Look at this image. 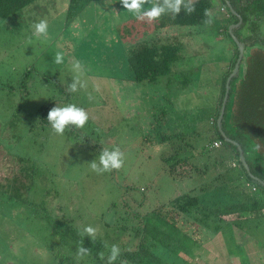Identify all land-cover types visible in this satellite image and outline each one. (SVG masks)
Returning a JSON list of instances; mask_svg holds the SVG:
<instances>
[{"label":"rangeland","instance_id":"rangeland-1","mask_svg":"<svg viewBox=\"0 0 264 264\" xmlns=\"http://www.w3.org/2000/svg\"><path fill=\"white\" fill-rule=\"evenodd\" d=\"M65 2L38 0L31 4L25 9V17L17 32H10L8 27L4 29V21H0V115L15 113L22 123L19 124L22 133L19 142L4 138L3 128L0 127V141L9 150L7 152L0 146V182L4 181L6 174L11 177L13 172L19 171L20 163L12 155H27L30 163L26 171L28 175L26 178L17 175L22 182L17 185L32 187V190H22L25 197L22 200L0 203V210L5 211L10 223H14L15 232L8 236L14 237L12 240L16 245V250L10 252L5 251V246L0 247V264H44L50 253L45 244L47 234L42 226L49 216L65 215L79 229L91 225L99 230L98 236L104 238L105 235H113L111 228L107 227L111 219L121 222L122 217L129 215L134 218L124 219L123 224H138L139 219L135 214L141 216L153 205L164 203L190 189L198 188L200 191V186L210 189L212 201L208 203L219 201L221 195L224 199L226 196L232 198L230 190H237L235 185L244 194H247V190H254L243 178L235 179L239 166L234 165L228 144L221 143L205 155L192 157L191 161L203 171L173 178L163 171L159 149L155 148V143H149L146 135L153 127L149 119L152 109L149 104L152 102L150 93L154 92V101L158 104L155 108L164 105L170 111L168 121L184 117L186 124L194 126L199 135L189 141L192 146L199 149L200 145L210 142L211 135L204 124L211 112L215 111L216 95L221 88L224 71L230 66L227 47L234 46L227 33L234 22L224 8L221 9L223 20L220 27L212 23L213 28L209 29L204 24L192 31L186 25L167 26L165 35H172L183 46V60L178 66L181 74L160 77L157 85L148 82L132 85L121 80L122 76L128 74L124 61L128 43L121 40L129 41L127 38L130 35L121 28L120 33L126 36L119 35L114 41L111 26L127 16L123 20V23L126 22L124 26L143 28L145 23L142 22L147 23V19L137 20L133 13L123 8L120 0H110L113 10L108 7L109 3L94 0L81 9L74 20L65 22L62 19ZM147 7L150 6L145 5ZM41 19L48 21L47 39L33 35L32 26ZM207 31H215L213 40ZM238 32L237 27L233 28L235 36ZM141 35L146 37L147 33L144 31ZM83 40L87 48L92 44H109L106 50L116 55H107L103 61L98 59L92 62L93 52L81 47ZM57 52L64 53L62 65L53 63ZM247 58L248 52L243 55L241 65ZM74 60L86 65L88 87L76 93L66 91L65 96L62 90H67L72 82L70 68ZM238 73L240 75L241 67ZM23 74L27 75V81L25 90L21 91L18 85ZM184 78L188 79L187 83ZM59 91L66 101L58 96ZM94 91L98 93H92ZM52 98H55V102L38 112L40 106ZM68 104L84 108L89 115L83 129L71 128L70 133L78 135L77 140L69 138L67 134L56 135L47 121L48 112L53 107ZM31 125L37 127L33 130L23 129V126ZM86 145L97 149H86ZM116 147L124 153L123 168L103 174H97L90 168L93 161L99 163L100 155H96V152ZM228 177L226 188L217 194L215 187H220ZM13 186L6 184L2 190H15ZM140 190H145V198ZM111 202L116 204L111 206ZM22 203L23 207L20 206ZM255 219L260 223V219ZM223 234V240L230 249L240 239L228 237L226 231ZM123 237V242L133 239L132 233ZM21 241L26 245H21ZM204 248L203 256L190 259V264L228 263L219 255L217 245H205Z\"/></svg>","mask_w":264,"mask_h":264},{"label":"trees","instance_id":"trees-1","mask_svg":"<svg viewBox=\"0 0 264 264\" xmlns=\"http://www.w3.org/2000/svg\"><path fill=\"white\" fill-rule=\"evenodd\" d=\"M37 1L0 0V21H4V29L8 27L7 29H10V32L19 31L23 17H25V9ZM93 1L66 0L63 21L74 20L79 11ZM99 1L107 2V4L109 3L108 7H112L110 0ZM218 1L228 12V15L232 17L233 22L238 21L237 14L241 16V25L237 27L240 35L235 34L239 41L244 44V54L248 52L247 60H243L242 65V61L240 62L236 74L230 79L225 110L220 122L221 129L218 128L217 117L225 92V81L232 72L238 56L237 45L228 32V37L234 44V46L227 47L229 51L228 59L231 58L230 66L226 70L224 69L221 88L216 95L215 111L211 112L204 124L208 126L207 132L211 135L210 142L200 145L199 149L192 146L189 141L199 135L194 126L186 124L184 117H178L180 120L172 119L168 121L170 111L164 108V105L157 107L158 110L155 112L157 109L155 107L158 104H155L154 92L150 93L152 102L149 104V107L152 108L149 119L153 127L146 135H148L149 143H155V148L159 149V159L163 171L173 178L191 176L193 172L203 171L198 164L191 161L192 157L207 154L213 147H216L213 144L214 141L221 140L222 143L228 144L232 151L234 165L239 166V172L235 179L243 178L247 184L254 186L256 194L241 201H235L233 198L229 199L227 196L224 199L223 195L220 194L221 199L219 201L208 203L212 201V196L209 192L211 190L206 187L200 186V191L197 188V190L190 189L179 193L164 203L153 205L141 216L137 217L134 212L135 217L139 219L138 224H123L124 219L134 218L129 215L122 217L121 222L111 219V223L107 227L111 228L112 236L105 235L104 238L97 236L95 242L87 237L83 239V246L91 250V254L83 258H78L76 255L79 247L78 241L81 239L78 233L81 229L74 226L71 219L65 215L45 216L47 223L42 228L45 229L47 234L45 244L50 256L44 264H107V256L113 244L118 245L121 249V254L114 264H122V262H126V264H190V259L194 260L195 257H199L201 253L205 252V245H217L219 248L223 245V239L220 238V242L213 239L218 233L222 235L221 230L226 229L230 234L232 229L235 232L238 230L243 231V221L252 218L249 216L250 212L255 214L253 218H258L260 222L264 223V184L261 182L264 181V0H248L243 3L241 0ZM228 3L237 14L229 9ZM212 6L211 0H196L195 12L192 14H186L182 9L176 18H173L172 14L166 13L160 17V20H157L158 23H155V21L151 23L148 20L147 23L146 21L142 22L145 23L143 28L124 26L126 22L123 23V20L127 16L119 19L117 24H112L111 27L114 30L112 39L114 41L117 37H120L119 35L126 36L120 33L121 28L130 35L127 38L130 39L129 41L121 40L123 43H128L127 57L126 60L124 59L128 74L122 76L123 79L121 80H126L132 85L140 82L156 83L155 85H157L160 82V77L173 73L181 74L182 71L178 66L183 60V46L181 41L174 39L172 35H165L167 26L186 25L191 27L192 31L198 30V27L204 25V21L207 19L204 15L205 10H210L212 15ZM115 8L117 10L116 1ZM111 9L113 10V7ZM140 24L136 25L139 26ZM214 29L217 31L216 28ZM144 31L147 33L146 37L141 35ZM207 32L210 39L213 40L214 32ZM133 34H135V37H133ZM223 35H226V33H223ZM72 43L74 44V42ZM80 45L83 49L93 52L92 62L98 59L103 61L107 55H116L115 52L106 50L109 45L106 46V43L98 44L99 47L97 44H92L91 47L87 48L83 40ZM240 67L241 73L239 75ZM26 79L27 75L23 74L18 85L21 91L26 88ZM184 82L187 83L188 79L184 78ZM62 91L65 94L67 90ZM97 91L92 93L96 94ZM57 94L66 101V97L60 91ZM54 102L55 98H52L51 101L41 105L38 112ZM19 124L22 123L15 113L0 115V127L3 128L2 135L4 138H13L19 142V136L22 135ZM36 127L35 125L23 126V129L33 130ZM70 131L66 130L65 135L67 134L69 138L72 137L71 139L77 140L78 135L73 136V132L70 133ZM224 137L232 139L241 146L249 170L239 160L236 144L229 142ZM2 144L4 143L0 141V146L7 151V148ZM256 144L261 146L258 151L255 150ZM93 147L97 149L95 146H85L86 149H92ZM101 152L95 154L100 155ZM12 156L20 163V167L17 173L13 172L11 177L6 174L4 181L0 182V203L3 204L5 200L7 203L22 200L25 198L22 190H32V187L17 185L22 183L19 176L23 175L26 178L28 175L26 171L30 164L29 158L27 155L20 154H13ZM226 182H229V177L223 180L220 187H215L217 194L218 191L226 188ZM6 184H13L12 188L15 190H2ZM150 188L153 190L151 185ZM235 188L238 190V186L235 185ZM140 194L145 198V190H140ZM132 200L137 201L134 197H132ZM142 201H138V203L141 204ZM115 204L111 202L110 205L114 206ZM22 205L23 203L20 206ZM226 216H231L230 220H227ZM13 226L14 223H10V218L7 217L5 211L0 210V247L5 246L6 252L16 250L14 248L16 245L13 244L14 241L12 240L14 237H9L10 234L15 232ZM20 227L24 229L23 226ZM127 233H132L133 239L132 241L126 240L123 242V236ZM121 236L122 238H119ZM33 240L37 243L35 239ZM105 242L109 247H104ZM23 244V241H21V245ZM99 252L105 253L103 261L98 258Z\"/></svg>","mask_w":264,"mask_h":264},{"label":"clouds","instance_id":"clouds-1","mask_svg":"<svg viewBox=\"0 0 264 264\" xmlns=\"http://www.w3.org/2000/svg\"><path fill=\"white\" fill-rule=\"evenodd\" d=\"M195 2L196 0H120L123 8L128 12L133 13L137 20L147 19L148 21H157L162 15L166 13H170L172 14L173 18H176L182 9L186 14L190 15L195 12ZM145 5H149L150 7L146 9ZM223 8L224 7L222 6L220 7V9L224 10L225 8ZM204 15L207 17L204 23L206 25H211L213 20L210 10L206 9ZM235 23L236 22H234V24ZM32 27L34 29V36L47 39L49 35V25L47 19H41L39 22L33 24ZM53 63L55 65H62L64 63V53L57 52ZM70 70L73 73V78L72 82L68 85L67 91L69 93H76L79 90H86L88 83L85 79V74L87 71L85 65L79 60H74L71 62ZM47 121L56 135L63 136L66 130H71L72 127H75L76 129H83L89 121V115L84 108L78 107L75 104H68L63 107H53L48 112ZM214 142H217V145L213 143L215 146H218L222 143L221 140ZM260 147L261 146L259 144H256L255 150L258 151ZM124 162V153L119 149V147H116L112 150L105 148L102 150L99 156V163L93 161L90 164V168L97 174H103L105 172H111L112 170H120L124 167ZM254 191L256 190L254 189ZM98 231L99 230L96 227L88 225L83 227L78 233V235L81 237V239L78 241L79 247L76 251L78 258H83L91 254V250L83 246V239L87 237L92 242H95L98 236ZM104 247H109L106 242L104 243ZM120 254V247L115 244L111 245L110 253L107 256V264H114ZM98 258L103 261L105 259V253L99 252ZM122 264H126V262H122Z\"/></svg>","mask_w":264,"mask_h":264},{"label":"crops","instance_id":"crops-1","mask_svg":"<svg viewBox=\"0 0 264 264\" xmlns=\"http://www.w3.org/2000/svg\"><path fill=\"white\" fill-rule=\"evenodd\" d=\"M211 4H215V6H212L215 8V10H212V17L214 21L212 23L216 24L217 27H220L221 21L223 20V17L220 16L222 13L220 9L221 5L218 0H211ZM208 27L211 29L213 28V25H208ZM243 72H245V70H243ZM230 194L235 201H241L254 196L256 191L247 190V194H244L240 190H230ZM254 215V213L250 214L249 216L252 218L243 221V231L238 230L235 232V230L232 229L230 236V233L226 229H223L221 230L222 235L218 233L214 236L213 239L217 241L220 238L223 239V232L226 231L228 237H237V239H242H238V242H236L234 247L231 249L227 247L225 242H223V245L220 246L219 255L228 260V263L225 262L224 264H255L257 259L258 261L256 264H264V223L262 221L260 223L259 221L257 222L256 219L253 218ZM225 218L230 220L228 216ZM202 256L203 255L201 253L200 257Z\"/></svg>","mask_w":264,"mask_h":264},{"label":"water","instance_id":"water-1","mask_svg":"<svg viewBox=\"0 0 264 264\" xmlns=\"http://www.w3.org/2000/svg\"><path fill=\"white\" fill-rule=\"evenodd\" d=\"M228 7H229L230 10H232V12H233L234 14H237V13L233 10V8L231 7V5H230L229 3H228ZM237 16H238V21H237V23L231 25L232 27L228 28V32L231 34V36H232L234 42H235L236 45H237V48H238V56H237V59H236V61H235L234 68L232 69V72L227 76L226 81H225V92H224V96H223V99H222V102H221V105H220V111H219V114H218V117H217V125H218L219 130L221 129V128H220V122H221L222 117H223V114H224L225 104H226V100H227V97H228L229 82H230V79L232 78V76L236 74V72H237V70H238V68H239V64H240V62H241V60H242L243 54H244V44H243V42L239 41V39H238V38L232 33V28H233V27H237V26H238L239 24H241V22H242V18H241V16L238 15V14H237ZM220 132H221V131H220ZM221 134H222L223 136H225L223 132H221ZM224 138H225L226 140H228L229 142H232L233 144H236V146H237V148H238V156H239V160L243 163V165L245 166V168H246L247 170H249L248 165H247V163H246V161H245V158H244V155H243V150H242L241 146H240L237 142L233 141L232 139H230V138H228V137H224ZM255 178H257V177H255ZM259 180H260V179H259ZM260 181H261V180H260ZM261 182L264 184V181H261Z\"/></svg>","mask_w":264,"mask_h":264},{"label":"built area","instance_id":"built-area-1","mask_svg":"<svg viewBox=\"0 0 264 264\" xmlns=\"http://www.w3.org/2000/svg\"><path fill=\"white\" fill-rule=\"evenodd\" d=\"M215 145H217V142H214Z\"/></svg>","mask_w":264,"mask_h":264}]
</instances>
